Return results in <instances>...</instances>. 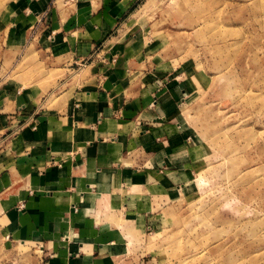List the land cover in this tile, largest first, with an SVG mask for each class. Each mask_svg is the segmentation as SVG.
Returning <instances> with one entry per match:
<instances>
[{"label": "crops", "instance_id": "0c3cea01", "mask_svg": "<svg viewBox=\"0 0 264 264\" xmlns=\"http://www.w3.org/2000/svg\"><path fill=\"white\" fill-rule=\"evenodd\" d=\"M139 3L10 0L0 35L10 69L32 47L40 80L65 88L39 110L50 86L2 81L3 247L41 249L43 264H149L134 235L159 197L186 186L192 146L178 115L190 83L145 41Z\"/></svg>", "mask_w": 264, "mask_h": 264}, {"label": "rangeland", "instance_id": "374dc122", "mask_svg": "<svg viewBox=\"0 0 264 264\" xmlns=\"http://www.w3.org/2000/svg\"><path fill=\"white\" fill-rule=\"evenodd\" d=\"M9 4L0 0V35ZM137 10L145 41L190 83L178 121L192 149L186 186L155 201L131 250L149 264H264V0H140ZM18 55L10 69L0 50V88L50 86L39 110L60 101L65 79L40 80L32 47ZM30 263L43 264L41 249L0 240V264Z\"/></svg>", "mask_w": 264, "mask_h": 264}]
</instances>
